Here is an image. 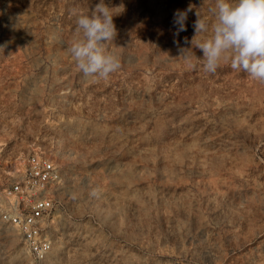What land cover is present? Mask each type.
<instances>
[{"label": "rangeland", "instance_id": "374dc122", "mask_svg": "<svg viewBox=\"0 0 264 264\" xmlns=\"http://www.w3.org/2000/svg\"><path fill=\"white\" fill-rule=\"evenodd\" d=\"M99 2L0 0V146L62 174L48 258L0 216V264H264V83L203 71L215 0H104L121 68L97 82L68 47Z\"/></svg>", "mask_w": 264, "mask_h": 264}, {"label": "clouds", "instance_id": "9594fccd", "mask_svg": "<svg viewBox=\"0 0 264 264\" xmlns=\"http://www.w3.org/2000/svg\"><path fill=\"white\" fill-rule=\"evenodd\" d=\"M189 11L191 6L174 13V36L186 31ZM209 11L214 17L211 34L196 40V37L209 32V21L196 12L195 36L191 41L193 45L195 40V48L202 50L203 71L215 74L222 62L230 63L234 71H242L253 80L264 83V0H215V7ZM113 16L104 0H100L90 14H79L78 38L68 47L77 69L84 77L97 82L108 79L121 68L119 57L106 48L116 36ZM180 52L188 67L195 68L191 62L192 50L181 48Z\"/></svg>", "mask_w": 264, "mask_h": 264}, {"label": "built area", "instance_id": "2783aa9c", "mask_svg": "<svg viewBox=\"0 0 264 264\" xmlns=\"http://www.w3.org/2000/svg\"><path fill=\"white\" fill-rule=\"evenodd\" d=\"M11 150L0 146V216L16 229L35 261H45L52 250L47 225L54 216L53 189L62 174L48 157L33 154L11 157Z\"/></svg>", "mask_w": 264, "mask_h": 264}]
</instances>
